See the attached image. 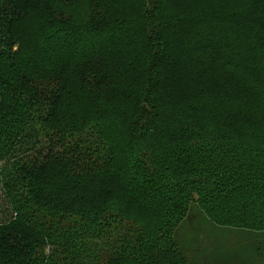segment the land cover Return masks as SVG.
<instances>
[{"label": "trees", "instance_id": "trees-1", "mask_svg": "<svg viewBox=\"0 0 264 264\" xmlns=\"http://www.w3.org/2000/svg\"><path fill=\"white\" fill-rule=\"evenodd\" d=\"M0 193V264L264 241V0H0Z\"/></svg>", "mask_w": 264, "mask_h": 264}, {"label": "rangeland", "instance_id": "rangeland-1", "mask_svg": "<svg viewBox=\"0 0 264 264\" xmlns=\"http://www.w3.org/2000/svg\"><path fill=\"white\" fill-rule=\"evenodd\" d=\"M186 29L185 26L180 27V35H184L183 30ZM3 209L4 205L0 208V219L7 217L1 215ZM192 214L178 236L189 264H264V241L260 240L261 236L219 227L197 211Z\"/></svg>", "mask_w": 264, "mask_h": 264}]
</instances>
